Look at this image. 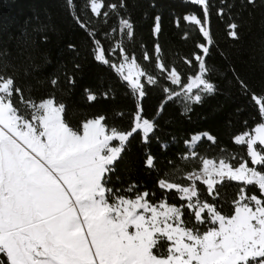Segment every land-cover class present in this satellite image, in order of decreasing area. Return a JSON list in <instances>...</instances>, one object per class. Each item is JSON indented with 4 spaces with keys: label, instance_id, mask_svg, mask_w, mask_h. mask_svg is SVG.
<instances>
[{
    "label": "snow or ice",
    "instance_id": "1",
    "mask_svg": "<svg viewBox=\"0 0 264 264\" xmlns=\"http://www.w3.org/2000/svg\"><path fill=\"white\" fill-rule=\"evenodd\" d=\"M190 2L202 6L204 13L203 22L195 14L184 17L199 26L206 40L197 45L203 55L194 54L197 73L181 84L175 68L168 70L159 57L156 65L166 73V79L181 85L179 92L169 88L163 91L168 100L183 96L186 112L191 111L187 102L200 103L216 90L206 79L209 69L205 57L212 44L207 27L209 0ZM67 4L74 8L73 0H67ZM89 6L94 14H101L103 4L99 0H89ZM109 7L115 10L117 6ZM223 12L221 8L219 14ZM76 19L93 39L94 59L110 67L136 97L133 127L127 132L109 127L106 117L100 115L73 128L64 119L66 105L58 103L55 96L39 101L25 99L14 78L0 72V264H264V171L256 167L264 166V149L257 148L258 144L264 146V122L251 133L235 137L237 144H246L253 166L246 159L234 165L229 158L217 163L201 157L202 167L186 174L189 185L158 181L161 189H175L186 204L170 205L167 198L153 204L146 191L135 192L133 198L106 187L114 162L133 134L142 131V142L148 143L149 134L157 127L154 120L143 117L140 104L146 94L141 77L148 84L157 81L137 64L134 55L129 57L122 41L108 50L121 59L110 60L101 41L95 39V30ZM119 25L131 40L133 24L121 19ZM228 27L229 35L238 38V26L232 23ZM154 32H160L159 17ZM160 50L157 44L155 52ZM144 58H149L147 53ZM51 83L55 86L57 81ZM240 83L247 92V85ZM14 94H20L17 103ZM88 99L95 100L96 96L89 93ZM253 100L264 117V97L253 94ZM163 108L161 104L157 115ZM203 137L215 142L214 137L203 133L193 135L186 143L195 144ZM113 141H118V146H113ZM196 156L191 151L186 159ZM154 159L147 154L149 168L155 166ZM197 181H202L207 194L214 198L217 185L240 183L231 201L232 214H223L215 204L202 200ZM250 186L257 187L261 195L249 194ZM134 188L126 191L133 193ZM185 209L194 210V223L183 218ZM201 226H206L205 230L201 231Z\"/></svg>",
    "mask_w": 264,
    "mask_h": 264
},
{
    "label": "trees",
    "instance_id": "2",
    "mask_svg": "<svg viewBox=\"0 0 264 264\" xmlns=\"http://www.w3.org/2000/svg\"><path fill=\"white\" fill-rule=\"evenodd\" d=\"M99 2L103 7L98 16L91 11L89 0H73L74 8H69L67 0H0V72L14 78L25 99L39 101L55 96L58 103L66 105L64 119L73 128L89 118L104 115L109 127L127 132L133 127L136 97L110 67L94 59L93 39L76 18L95 30V39L101 41L110 60L118 62L120 55L108 50L117 42H123L129 57L134 55L137 64L156 78V84H148L144 77L141 79L146 94L140 104L143 117L154 120L157 127L149 134L148 143L142 142V131L133 134L120 158L114 162L106 187L133 198L135 192L146 191L153 204L167 198L168 204L180 206L187 201L181 200L175 189H161L160 179L189 185L191 182L186 174L201 168V157L229 158L234 165L246 159L249 166H253L246 144H237L235 137L262 122L253 94L264 97V0L253 3L249 0H209L207 27L212 44L205 57L209 69L206 79L216 90L205 95L200 103L187 102L190 112L185 110L183 96L167 99L163 89L178 91L181 85L166 79V73L156 65L159 57L168 70L175 68L181 84L188 83V77L197 73L194 54L203 55L197 45L206 40L199 26L184 17L195 14L203 22L202 6L190 0ZM110 5L117 7L113 10ZM221 8L222 15L219 14ZM104 12L108 15L104 16ZM157 17L158 34L154 32ZM121 19L133 24L131 40L119 30ZM232 23L238 26V38L229 35L228 26ZM157 44L161 49L159 53L155 52ZM145 53L148 59L144 58ZM54 79L55 86L51 83ZM241 81L247 85V92L242 90ZM89 93L96 99L90 101ZM19 98L20 94H14V103ZM161 104H164L163 111L157 115ZM203 133L214 137L215 142L203 137L190 149L186 141ZM257 148L264 149L259 144ZM191 151L197 156L186 159ZM148 153L155 158L153 168L146 165ZM256 167L264 171V166ZM196 184L202 200L215 204L223 214H232L231 201L236 198L240 183L217 185L215 198L207 194L202 181ZM133 185V193H128L126 190ZM250 189L249 194L261 195L257 187L250 186ZM184 211L183 218L194 223L191 214L194 210ZM205 227L201 226V231Z\"/></svg>",
    "mask_w": 264,
    "mask_h": 264
},
{
    "label": "rangeland",
    "instance_id": "3",
    "mask_svg": "<svg viewBox=\"0 0 264 264\" xmlns=\"http://www.w3.org/2000/svg\"><path fill=\"white\" fill-rule=\"evenodd\" d=\"M119 28H120V25H119ZM120 59H121V57H120ZM119 59V60H120ZM119 60H118V62H119ZM143 77H141V79H142ZM145 78V77H144ZM145 80H146V78H145ZM171 81V80H170ZM177 85V84H176ZM180 91V89L178 90V91H176V92H179ZM197 91V89H193V94H195V92ZM262 122H264V117H262ZM252 129H254V128H252ZM252 129L251 130H249V131H246V132H249V133H251L252 132ZM243 134V133H242ZM254 134V133H253ZM197 135V134H196ZM196 143V142H195ZM118 144H119V142L118 141H113L112 142V145L113 146H118ZM195 144H192V145H190L189 143H188V146H189V148L190 149H192L193 148V146H194ZM264 147V146H263ZM214 161H216L217 163H218V161L219 160H214ZM202 167V166H201ZM198 171V170H197ZM195 199V198H194ZM206 215H207V213H205ZM131 230H133V229H130V231Z\"/></svg>",
    "mask_w": 264,
    "mask_h": 264
},
{
    "label": "crops",
    "instance_id": "4",
    "mask_svg": "<svg viewBox=\"0 0 264 264\" xmlns=\"http://www.w3.org/2000/svg\"><path fill=\"white\" fill-rule=\"evenodd\" d=\"M188 16V15H187Z\"/></svg>",
    "mask_w": 264,
    "mask_h": 264
}]
</instances>
